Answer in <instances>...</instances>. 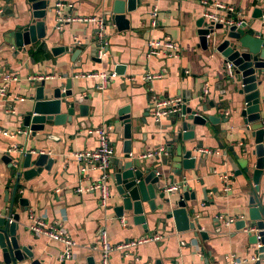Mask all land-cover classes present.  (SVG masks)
I'll list each match as a JSON object with an SVG mask.
<instances>
[{"label": "crops", "instance_id": "0c3cea01", "mask_svg": "<svg viewBox=\"0 0 264 264\" xmlns=\"http://www.w3.org/2000/svg\"><path fill=\"white\" fill-rule=\"evenodd\" d=\"M19 2L9 0L6 3L4 0L0 15V88L6 87V96L0 100V130L12 134H0V158L12 147L22 146L20 151L28 152L34 146L41 147L54 160L50 170L42 169L29 180L21 178L19 181L13 214L20 215L23 235L20 245L30 246L34 259L42 264H60L57 258L62 245L45 236H35L27 230L34 219L43 218L50 224H60L75 243L72 257L65 264H86L89 257L100 264L101 233H104L105 241L110 246L144 238H159L156 242L149 240L127 249L124 254L112 252L110 264H229V257L232 256L241 264L245 260L253 264L251 259H255L256 251L249 244L248 233L255 231L238 230L235 227L239 220L248 219V198L251 193L241 192L245 179L235 176L240 167L228 151L229 147L235 153L241 151L243 133L242 121L238 116L240 98L235 94L223 98L219 94L224 88V85L220 86L219 76L222 59L215 55L211 57L210 53L203 51L196 35V22L204 14L225 13L216 8L217 5L226 9L232 7L235 13L245 6V0H141L140 8L138 6L134 12L126 14L128 30L119 31L113 24H106L107 48L101 61L94 60L92 53L91 57L82 53L74 59L72 54L55 56L51 49L72 46L74 43L90 45V41L96 37L95 26L81 23L76 18L103 17L111 8L107 0H50L51 7L61 4L62 14L74 18V22L67 24L58 34L56 12L53 10L51 19L46 21V29L51 36L46 41L26 48V52L18 53L13 59V51L3 45V35L17 21L15 4ZM153 10L157 12L155 28L151 26ZM166 38L178 46V50L173 53L175 55L159 49L160 54L149 56L148 43ZM118 64L124 66V73L115 75L104 89L96 88L100 84L99 78L87 77L89 74L114 73ZM147 73L160 77L145 82L143 77ZM6 76L10 81L5 83L3 79ZM64 76L72 81L74 97L88 106L86 116L77 120L78 125L52 127L46 136L37 133L35 137H29L28 130L21 127L17 117L25 107V101L18 99H26L30 94L27 92L28 81L51 79L54 83L64 85L67 80ZM261 82L259 90L262 100L264 75ZM202 93V99L223 102L221 114L228 113V120L220 123L219 132L212 125H207L206 128L197 129L199 134L191 141V148L198 142H202V148L197 151L199 164L193 171L195 173L186 177L189 189L195 195V200L186 205L190 209L193 204L194 213L190 217L192 220L199 218L202 230L207 233V240L194 238L192 232L169 234L167 230L170 227L166 226L165 231L155 221L148 223L147 233L142 226L123 225L125 221L115 219L112 209H109L111 198L103 206L98 201L97 191L76 192L78 188L85 190L99 177V172L94 170L80 173L72 155L76 151H91L98 147V137L87 134L88 130L109 125L112 128L110 139L113 159L121 157L124 140L117 121L118 112L129 107L137 126L132 130V138L136 142H133L131 155L139 157L143 153L163 148L165 134L169 131L162 128L169 124L163 118L160 128L154 126L149 114L151 97L164 101L179 99L182 105L183 98H195ZM147 111L148 116L144 117ZM214 113L215 110L209 112ZM141 119L147 120L148 125H143ZM224 176L229 179V191H224ZM182 178L174 177L165 186L179 183ZM13 185L14 176H10L8 167L0 159V216H4L8 210ZM110 185L112 197L115 190ZM5 193H8L7 198ZM256 197L264 210V176L260 179ZM19 198L28 202V210L24 213H21ZM146 207L144 204V209ZM230 219L234 222L226 226L225 223Z\"/></svg>", "mask_w": 264, "mask_h": 264}, {"label": "water", "instance_id": "95a60500", "mask_svg": "<svg viewBox=\"0 0 264 264\" xmlns=\"http://www.w3.org/2000/svg\"><path fill=\"white\" fill-rule=\"evenodd\" d=\"M245 2V6L240 7L235 13L220 9L225 13H215L219 17L217 21L199 18L196 22V35L198 45L203 51L210 53L211 57L215 55L222 59L219 76L220 86L224 85V88L219 94L223 98L228 94H235L240 98L238 116L242 121L241 151L235 153L232 147H229L228 151L240 167L235 176H242L245 179L241 192L249 191L251 196L248 198L250 206L248 221L241 219L236 222L235 227L238 230L255 231L248 233L249 244L253 245L256 251V260L253 264H261V261H264V210L258 203L256 193L259 190L260 179L264 176V99H260L259 90L261 77L264 75V0ZM2 3L4 0L1 1L0 7H4ZM107 3L111 8L103 16L106 24H113L122 31L129 29L126 14L134 12L138 6L140 8L142 2L107 0ZM15 8L17 21L3 35V45L13 51L11 55L13 59L18 53L26 52V48L39 41H46L51 36L47 32L46 21L51 19L55 10L50 6V0H20L15 4ZM67 24L69 23L56 29L58 34L62 33V28ZM97 33L98 29L95 30V34ZM6 49L4 51H8ZM97 50L95 37L90 41V45L74 43L72 46L53 48L51 52L55 56L72 54L73 59L82 53L91 57L92 53L94 60H97L95 58ZM225 63H230L233 67L231 77L224 72ZM114 73L122 75L124 66L122 64L115 66ZM27 84V92L30 94L26 99L23 98L25 107L17 117L20 119L21 127L28 130L29 137H35L37 133L46 136L52 127L78 125L77 120L86 116L88 106L81 104L74 97L71 79L67 78L64 85L54 83L51 79L29 80ZM202 96L203 93L197 94L195 98H183L180 110L163 118L169 122L165 127L160 122H153L154 126H162L164 130H169L165 134L162 154L153 159L131 155L133 142H136L132 138V130L137 128L135 118L127 106L118 112L117 121L124 140L123 155L111 160L109 179L115 193L110 197L112 204L109 209H112L115 219L125 221L123 225L129 223V226H142L147 233L148 223L155 221L165 231L166 226L170 227L167 230L169 234L192 232L194 238L207 240V233L202 230L199 218L192 220L190 217L194 213L193 204L190 209H187L186 205L187 202L192 203L195 200L186 177L195 173L193 171L199 164L197 151L202 148V142L191 148V141L199 134L197 129L206 128L207 125H212L215 131L219 132L220 123L227 122L228 115L221 114L223 102L202 99ZM210 110H215V113L209 114ZM147 116L148 111L144 117ZM140 122L148 125L145 119H141ZM201 135L204 137V133ZM21 147L10 148L0 158L8 167L10 176H14L8 210L4 216H0V263L42 264L34 259L30 246L20 245L23 240L20 215L13 214V205L20 179L27 181L42 169L50 170L54 160L43 152L41 147L32 146L28 152L20 151ZM174 177H183L180 182H184L182 187L175 191L177 192L175 195L164 190L165 185L171 183ZM5 196L7 198L8 193H5ZM18 204L22 208L21 213L28 210L26 199L19 198ZM144 204L147 206L145 209ZM248 263L250 262L245 260L244 264ZM86 264L96 262L93 257H89Z\"/></svg>", "mask_w": 264, "mask_h": 264}, {"label": "built area", "instance_id": "2783aa9c", "mask_svg": "<svg viewBox=\"0 0 264 264\" xmlns=\"http://www.w3.org/2000/svg\"><path fill=\"white\" fill-rule=\"evenodd\" d=\"M2 0H0L1 3ZM62 5L56 4L55 6V12H56V23H57V29H59L62 25L70 22H74V18L64 16L62 14L61 10ZM68 8H71V6H68ZM216 8L218 9H224L225 11L232 12L234 9L232 7L225 8L221 5H217ZM2 13V7H0V15ZM204 17L207 19H210L212 21L219 20V17L213 13H206L204 14ZM151 26L152 28H155L157 26V12L155 10L151 13ZM77 21L81 23H90L95 26L96 29H98V33L96 34L97 37V45L98 50L96 52L95 58L98 60H102V58L105 56L106 48H107V41L105 38V29H106V21L104 17H89V18H76ZM148 55H158L160 54L159 49H163L165 53H169L172 55L175 51L178 50V46L174 43H172L168 38L164 39L163 41L160 40H151L148 43ZM224 72L227 76L231 77L233 75V67L230 63L224 64ZM115 73L110 74H103V73H97V74H89L87 75L88 78H99L100 84L96 87L97 89H104L107 82L116 77ZM160 76L146 74L143 77V80L145 82L151 81L155 78H159ZM5 83L7 81H10V78L8 76L4 77L3 79ZM13 80V79H12ZM206 93V90L204 91ZM6 96V87L2 86L0 88V100L3 99ZM19 101H23V98H19ZM181 102L179 99L174 100H160L156 97L152 96L149 102V114L151 115L152 121L154 123L160 122V120L164 117H167L171 114H175L180 110ZM228 113H225V116H227ZM112 128L108 125H102L96 128H93L91 130L87 131V134L92 135L95 134L98 137V147L91 151H76L74 152L73 159L77 164L78 171L80 173H86L87 171H98L99 177L97 181L93 182L88 188L85 190H82L80 188L76 189L77 193L82 192H95L97 191L98 201L101 205H105L106 200L110 198V179H109V171H110V165L111 160L114 157L113 147L110 139ZM0 134L3 136H11L12 134L7 132L6 130L1 131ZM19 134V132H18ZM15 149V147L13 148ZM162 154V148H158L157 150L146 152L141 154L140 158H149L153 159L154 157L160 156ZM225 181L224 185V191H229V185L227 184V176H224L222 178ZM182 183L179 182L175 183L171 186L166 187L164 190L167 193L178 191L182 187ZM233 223L234 220L230 219L228 222L225 223V225H229V223ZM28 232L34 234L35 236H45L55 242H58L62 245V250L58 255V262L60 264H65L66 261L70 260L72 257V248L75 246L74 241L72 238L65 232V230L61 227L60 224L54 223L50 224L46 222L43 218L34 219L31 224L27 226ZM104 233H101L100 240H101V261L100 264H110V254L112 252H121L126 253L127 249H130L132 247H135L139 244H142L144 242H148L149 240H152L154 242L158 241V237H152V238H144L141 240L136 241H130V242H123L120 244H117L115 246H110L104 238ZM228 259L227 257L225 258ZM255 259H252V261H255ZM245 262V261H244ZM242 262L239 260H235L234 256L229 257V264H241Z\"/></svg>", "mask_w": 264, "mask_h": 264}]
</instances>
